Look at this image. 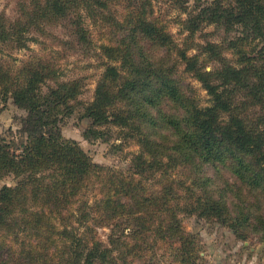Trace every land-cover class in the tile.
Listing matches in <instances>:
<instances>
[{"label": "trees", "instance_id": "16d2710c", "mask_svg": "<svg viewBox=\"0 0 264 264\" xmlns=\"http://www.w3.org/2000/svg\"><path fill=\"white\" fill-rule=\"evenodd\" d=\"M118 1L126 5L121 15ZM196 2L197 15L188 13L183 25L197 30L207 22L233 33L227 45L233 59L216 44L206 46L217 60L209 71L172 40L179 65L170 59V36L153 15L154 0L34 2L36 30L64 19L86 46L93 44L89 20L114 25L113 34L117 30L115 45L103 46L102 57L112 62H105L84 116L96 126L109 123L133 134L140 151L129 174L100 166L63 137L61 122L74 102L81 103L84 83L60 80V67L43 58L17 64L8 48H17L26 29L0 21V99L6 104L11 98L25 110L21 131L28 140L16 152L0 136V181L10 173L21 177L17 186L0 188V264H132L129 255L146 257V251L148 264H160L157 247L172 238L180 243L181 262L194 264L198 246L180 211L218 217L240 238L257 233L264 240V0ZM180 60L201 81L210 106H194L177 87ZM145 70L157 73L160 93L141 79ZM169 106L176 112L167 113ZM162 125L173 145L161 138ZM206 161L216 169L230 164L240 187L228 183V190L239 201L216 193L215 181L199 172ZM185 172L192 177L182 179ZM149 180L157 188L148 193ZM96 225L110 228V246L99 240Z\"/></svg>", "mask_w": 264, "mask_h": 264}, {"label": "rangeland", "instance_id": "374dc122", "mask_svg": "<svg viewBox=\"0 0 264 264\" xmlns=\"http://www.w3.org/2000/svg\"><path fill=\"white\" fill-rule=\"evenodd\" d=\"M182 1L154 0L155 13L153 15L165 24L158 26L165 28L170 36V39L166 40L171 48V51H169L170 59L174 58L175 64H178L177 58L179 56L177 50L171 46L173 44L181 49H186L188 56L199 59L203 69L207 71L212 66L217 65L216 57L212 56L206 47L208 44H216L218 51H224V56L233 59V56L227 50L229 37L233 33L227 32L222 26L208 24L207 22L200 25L194 32L193 25H183L181 20L185 21L191 11H194L192 15L195 14L199 2L189 0L184 6H181ZM212 1L214 0H200L204 5H208ZM34 2L36 0H0V21H2V25H19L21 28L26 29L25 35L23 34L24 39L16 42L17 48L12 44L10 45L14 47V50L8 48L14 51V56L18 58L16 63L20 65L25 61L36 63V60L43 58L45 62L60 67L58 73L60 74V80H82L84 83L82 93L77 98L81 103L74 102V110L66 115L61 122L63 137L76 141L92 160L100 166L116 169L124 174L132 173L134 171L132 168L134 157L140 151V145L137 140H133V134H122L118 126L109 123L96 126L93 119L84 116V105L86 106L94 100L98 82L106 69L105 62H112L106 55H104V58L102 57L103 46L107 44L115 45L116 39H119L117 30L115 29V34H113L111 27L114 25H108L100 19L97 23L89 20L88 28L92 32L91 39L93 40L91 46L79 43L72 34L71 28H69L72 27L69 21L64 19L55 20V22L47 21L45 22L46 25L42 26L41 31L36 30L34 27L36 18L32 16L35 12ZM125 7L124 3L118 1L117 10L119 15L123 13ZM28 12L31 14L26 15ZM148 13L153 12L152 10L149 11L148 8ZM124 62H119V64ZM180 62L179 69L173 79L181 93L190 98L194 106H210L211 99L201 81L196 78L194 72L186 69L181 60ZM121 71L125 76L126 73H123L125 70L122 66ZM145 74L146 76L141 77V79L143 78L153 85L154 93H160L158 80L153 78L157 73L145 70ZM48 83L54 85L53 80H48ZM43 88L46 89L47 86L44 85ZM172 109L169 106L167 113L176 112ZM24 115L25 110L19 108L13 102V99L10 98L6 104L0 99V136L11 141V146L16 152H21L24 147L22 143L28 141L26 134L21 131V118ZM91 128H93L92 132L90 131ZM159 131L162 139H166L169 145L174 144L173 141L171 143L168 141L170 139L168 128L162 125ZM132 132H135V135L139 138L140 133L138 131L133 130ZM156 139L160 138L157 137ZM205 164L199 172L215 181L216 193L218 195L222 194L223 197L230 194V199L236 202L239 201L233 196L234 189H231V192L228 190V183L240 187V182L230 171V164H225L226 168L219 167L217 169L209 161H206ZM181 170L182 166L180 167ZM182 177V179H189L192 176L190 173L185 172ZM20 179V176L10 173L2 178L0 188L3 185L17 186ZM153 184V180H149L145 184L148 193L151 187L153 189L157 188ZM179 218L188 232V236L194 239L198 246L196 257L193 258L194 264H264V240L258 237L257 233H250L247 239H242L228 225L227 221H223L218 217L202 216L195 211L192 213L180 211ZM95 228L99 240L106 246H110V228L98 225ZM175 239L172 238L157 247V260L160 261V264H186L181 262L184 256L181 254V250L180 253L178 252L180 243ZM174 241H176L175 244H173ZM149 242L154 243V237H151ZM175 247L176 249H174ZM144 253L147 254L146 257L129 255L128 258L132 261V264H148L149 251Z\"/></svg>", "mask_w": 264, "mask_h": 264}]
</instances>
